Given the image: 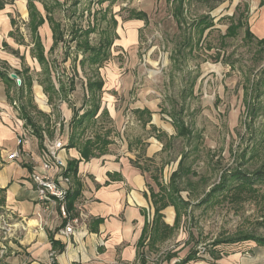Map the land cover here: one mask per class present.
I'll return each instance as SVG.
<instances>
[{
  "label": "rangeland",
  "instance_id": "obj_1",
  "mask_svg": "<svg viewBox=\"0 0 264 264\" xmlns=\"http://www.w3.org/2000/svg\"><path fill=\"white\" fill-rule=\"evenodd\" d=\"M0 1L9 4L14 39L24 42L23 46L15 44L26 56L35 83L40 69L29 56L31 33L25 27L28 19L20 10L27 0ZM59 1L65 7L54 17L62 25L66 40L69 24L78 21V16L83 14L82 24L86 26L87 9L91 28L94 26L91 53L101 46V31L113 34L107 62L97 67L91 59V80L101 79L103 87L97 94L98 117L85 128L83 137L96 138L101 145L107 138L108 144L99 152L110 150L116 156L128 153L133 165L146 173L155 192L158 188L153 178L167 187L170 176L180 173L179 196L190 206L181 209L174 240L161 250L184 246V250L194 252L201 246L208 252L214 242L238 233L260 234L262 229L256 221L264 217V183H256V192L241 194L240 200L227 197L217 205L199 203L225 175L242 173L250 179H264V56H260L254 41L244 39L245 26L237 29L235 37L222 38L231 17L237 18V5L241 9L248 6V23L253 26L262 10L259 0ZM74 2H78L75 8ZM36 6L42 12L39 2ZM134 12H144L147 21H141L137 42L132 44L126 26ZM204 18H209L212 26L201 32L203 25L197 24ZM44 30L41 28L39 35L48 52L51 41ZM71 48L69 53L64 52L60 44L47 58L55 64L54 78L57 71L65 84L64 92H55L54 104L69 102L70 107L75 103L78 108L82 103L80 86L76 84L77 90L71 94L67 79L74 70L82 75L75 65L81 58L76 59L74 46ZM20 68L17 66V70ZM15 97L27 104V111L41 124L48 112L56 109L48 104V111L42 110H47L46 104L40 109L34 91L23 97L15 92ZM143 110L149 116L145 112L137 114ZM180 131L185 134L181 136ZM170 209L163 212L164 218ZM185 210L188 213L184 214Z\"/></svg>",
  "mask_w": 264,
  "mask_h": 264
},
{
  "label": "crops",
  "instance_id": "obj_2",
  "mask_svg": "<svg viewBox=\"0 0 264 264\" xmlns=\"http://www.w3.org/2000/svg\"><path fill=\"white\" fill-rule=\"evenodd\" d=\"M54 1L61 3L59 0ZM37 2L39 0L33 1V4L44 19V23L38 28V36L47 65L39 62L34 44L30 43L29 56L40 69L35 83L26 64V56L18 51V47L23 46L24 42L14 39V24L11 23L13 18L9 16L10 10L7 8L9 4L5 2L0 9V264H180L185 260L183 264H264V245L253 239L233 241L242 236L264 239V217H260L259 222L256 221L257 226L262 229L260 234L238 233L233 238L214 242L208 252L201 246L194 252L184 250V246L161 250V246L174 240L182 219L181 209L186 206H177L176 209L168 204L159 211L160 218L155 220L156 206L152 195L159 193V185L166 184L153 178L152 181L158 188L155 192L147 182L146 173L133 165L128 153L116 156L109 150L108 153H95V156L85 159L81 150L83 144L70 145L73 142V114L75 111L79 115L83 114L84 110L81 108L88 98L87 72L84 74L81 71L77 60L75 65L77 64L82 75L79 76L77 70H74V75L67 79L70 81L71 94L77 90L76 84L80 86V107L77 108L75 103L70 107L69 102L61 101H58V105L54 104V90L56 93L59 90L64 92L65 84L60 82L56 70L57 78H54L55 64L47 57L60 44L62 50L69 53L73 44L69 50H65L62 42L54 45L53 32L45 18V11L40 2L42 12L37 8ZM27 6L28 0L25 5L23 2L20 10L22 16L28 19L25 27L29 31ZM258 8L262 10L253 26L248 23V6L241 9L237 5L234 10L237 12L236 16L243 14L242 19L255 43L264 40V0H259ZM131 21L126 26L130 29L126 31V35L132 34L129 43L134 44L137 42L141 21L144 20ZM41 28L48 32L51 41L48 52L39 35ZM68 37L69 34L67 39ZM73 51L76 59L78 56L82 58L74 48ZM17 66H21L20 70H17ZM11 74L17 75L20 85L10 78ZM32 91L40 109V105L44 104L47 110L42 109L43 111H48V105L56 108L48 112L43 124L27 111L26 103L15 97V92H21L23 97L24 93L30 95ZM21 135H25L26 142L18 146L17 139ZM56 141L63 143L64 148L57 151V157L66 165L70 164L69 170L66 168L64 174L66 177V174L69 175L70 192L76 194L72 210L69 211L81 216L82 220L80 228L68 238L57 235V230L62 225L57 218H52L43 230L37 228L36 220L39 204L32 176L46 175L59 179V172L55 167L46 171L41 165L42 159L53 152ZM14 151H19V158L8 160V156ZM203 198L200 204L213 205L203 203ZM221 202L223 200H219L216 205ZM168 207L173 210L167 211L165 219L163 212ZM183 213L188 212L185 210Z\"/></svg>",
  "mask_w": 264,
  "mask_h": 264
},
{
  "label": "trees",
  "instance_id": "obj_3",
  "mask_svg": "<svg viewBox=\"0 0 264 264\" xmlns=\"http://www.w3.org/2000/svg\"><path fill=\"white\" fill-rule=\"evenodd\" d=\"M33 1L37 0H28V13H29V23H28V28L29 32L31 33V40L32 43L34 44V51L38 55L39 62L42 65H47L45 64L44 58H43V51H42V46L40 44V39L38 36V28L44 23V19L41 15V13L36 9V7L33 4ZM39 2L42 4L43 9L45 11V18L48 21L51 30L53 32V38H54V45L58 44V42H62L63 45L66 47L65 50H69L70 45H74V50L76 54H80L82 58L79 60L78 64L81 69V71L86 74L87 72V92H88V98H86L83 102V107L81 108L83 111V114L79 115L76 111L73 114V118L71 120V129L73 131V137L72 140L73 142L70 143V145L73 144H83L82 146V156L87 159L89 156H95V153H99V155L104 154V150L102 152H99L106 145L108 144V139L105 138L102 140V145L101 143L96 139V138H87L83 137L84 133L86 131V127L91 123V121H95L98 117V110L100 109L99 103H96V100L98 99L99 102V97L97 94L101 93L102 87H103V82L101 79H93L91 80V59H93V63L97 64V67L100 65L101 62H107L109 56H110V50L108 49L112 45V37L113 34L109 32L108 30H103L100 33L99 36V43L101 46L97 50L91 53V40H89V36L91 35V32L94 31V26L91 28V21H90V10L87 9L88 14V21L86 23V26H83L82 20H83V14L81 16H78V21L77 19H74L71 24H69V37L67 40L64 38V31L63 27L60 24V22L56 21L53 17V14L58 8H64V4H61L57 1L54 0H39ZM105 0H101L99 4H103ZM5 5V2L0 1V9L3 8ZM78 5V2H74L73 7L75 8ZM72 8V6H69V9ZM238 11V10H237ZM72 18L75 17V14H71ZM242 13L237 15L236 19L232 20L231 17V24L226 30L225 36L222 38H233L236 36L237 29H242L245 26V31H244V39L247 41H252L253 37L250 34L245 22L242 19ZM132 19H137V20H144L145 22L147 21L146 19V14L142 12H134L133 15L131 16ZM209 18H204L203 21L199 22L197 25L201 27L203 25L201 32H204L206 29L211 28L212 26V21H208ZM113 24L117 26V23L112 20ZM11 23L14 24V21H11ZM53 45V46H54ZM260 56H264V40L262 41H256L255 43ZM88 74L90 76H88ZM8 79V78H7ZM9 80V79H8ZM61 89V87H60ZM62 91L59 90V93ZM55 93V90H54ZM145 110L138 112L137 114L144 115L143 113ZM147 116H149V112H145ZM103 114V113H102ZM81 132L82 135L79 134ZM180 135H184L185 133L180 131ZM183 159V155H182ZM182 159L179 163L182 164ZM70 168V164L67 165V171ZM66 171V172H67ZM68 177L69 175L66 174ZM232 175V174H231ZM226 176L224 179H221L217 185H214L210 191L205 195L203 198L202 202L203 203H209V204H216L219 202V200H224L227 197H233L234 199L240 200L241 194L247 193V192H256V188H254L256 183H264V179L260 178H248L246 175H243L242 173H238V175L235 176ZM241 177H240V176ZM180 173H174L170 176L169 183L166 186L159 185V193L158 194H153V203L155 204V212H156V219L158 220L160 218L159 211H161L163 208H165L168 204L173 205L178 209L177 206H187L188 204L185 203L181 197L179 196L180 190H179V178ZM256 175V177H258ZM223 178V177H222ZM156 179V178H155ZM232 182H237V185L232 184ZM233 191H237L238 193L236 194H231ZM75 193L69 192L67 196V207L69 210H72V201L74 198H76ZM233 195V196H229ZM158 227V226H156ZM165 230V229H164ZM247 239H253L256 243L264 245V239L263 238H255L252 236H242V237H237L233 241H242V240H247ZM185 261H182L180 264L185 263Z\"/></svg>",
  "mask_w": 264,
  "mask_h": 264
},
{
  "label": "built area",
  "instance_id": "obj_4",
  "mask_svg": "<svg viewBox=\"0 0 264 264\" xmlns=\"http://www.w3.org/2000/svg\"><path fill=\"white\" fill-rule=\"evenodd\" d=\"M26 142L25 135L19 136L17 145L21 146ZM54 150L42 159L43 170L55 167L59 172V179L50 178L46 175H33L32 183L35 187L36 201L39 210L36 213L37 228L43 230L52 218L62 222L57 230V235L68 238L72 236L81 226V216L71 213L67 207V196L70 192L71 182L64 172L67 165L57 157V151L64 148L61 141L54 142ZM19 158V151H14L8 156V160Z\"/></svg>",
  "mask_w": 264,
  "mask_h": 264
},
{
  "label": "water",
  "instance_id": "obj_5",
  "mask_svg": "<svg viewBox=\"0 0 264 264\" xmlns=\"http://www.w3.org/2000/svg\"><path fill=\"white\" fill-rule=\"evenodd\" d=\"M10 78L13 79V80H15L17 85H20L21 84V81L19 80V78L17 77L16 74H11L10 75Z\"/></svg>",
  "mask_w": 264,
  "mask_h": 264
}]
</instances>
